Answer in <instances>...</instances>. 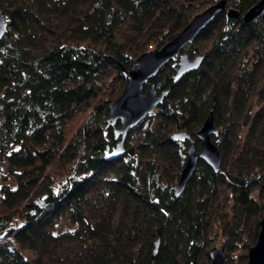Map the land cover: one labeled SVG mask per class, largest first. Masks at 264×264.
Returning <instances> with one entry per match:
<instances>
[{
    "label": "trees",
    "instance_id": "obj_1",
    "mask_svg": "<svg viewBox=\"0 0 264 264\" xmlns=\"http://www.w3.org/2000/svg\"><path fill=\"white\" fill-rule=\"evenodd\" d=\"M218 1L0 0V264H211L214 247L247 264L264 211V146L248 140L264 127V14L219 13L184 49L199 68L175 81V58L145 83L169 93L107 157L124 70ZM226 1L243 14L259 0ZM211 111L221 169L200 160L176 195L192 140L175 135L199 150Z\"/></svg>",
    "mask_w": 264,
    "mask_h": 264
},
{
    "label": "water",
    "instance_id": "obj_2",
    "mask_svg": "<svg viewBox=\"0 0 264 264\" xmlns=\"http://www.w3.org/2000/svg\"><path fill=\"white\" fill-rule=\"evenodd\" d=\"M223 11H227L228 15L233 18L241 16L242 20L248 23L264 14V0H259L243 14L234 8L228 9L226 0H219L203 11L196 13L189 24L163 47L143 53L136 59L129 71L124 70V74L127 76V84L121 95L111 105L107 118L108 125L115 126L119 122V126L115 128V138H120V140L114 150L111 153L108 152V158L119 156L123 153L128 131L162 105L169 93V90L158 93L154 84L145 91V83L154 78L165 64L175 58L178 59L175 81L186 73L198 69L204 59V55L190 58L188 53L184 52V49ZM7 29L8 22L4 11L0 7V39L5 35ZM217 133L218 129L211 111L196 133L201 140L199 150L187 132H180L175 135L176 138L192 140L188 150V158L180 173L178 182L174 185L176 195H180L185 189L200 160L204 161L215 171H220L222 165L221 149L213 141V135ZM209 255L211 264H227L224 249L214 247L210 250ZM247 264H264V211L257 241L248 252Z\"/></svg>",
    "mask_w": 264,
    "mask_h": 264
},
{
    "label": "rangeland",
    "instance_id": "obj_3",
    "mask_svg": "<svg viewBox=\"0 0 264 264\" xmlns=\"http://www.w3.org/2000/svg\"><path fill=\"white\" fill-rule=\"evenodd\" d=\"M212 5V4H211ZM210 6V5H209ZM200 11H203L205 8H207L206 4H202L200 6ZM263 78H264V72H263ZM253 111L252 113L254 114L258 109H259V103L257 101V99H254L253 101ZM241 134L243 136V138L245 139L248 136V126H245L242 131ZM248 140H250V142H252L253 146L259 145V146H264V127L260 126L259 129H257V133H255V136L253 135V137L249 136ZM254 154V151L252 150V152ZM252 154V155H253ZM232 203V202H231ZM3 243L8 244L9 246L12 247H17L19 248L15 242L13 241L12 238H6L3 240ZM244 250H240L239 252H237L234 255V258L236 259V261H238L240 254L243 253ZM22 253L24 254V256L29 257V258H33L35 256V253L32 250H23Z\"/></svg>",
    "mask_w": 264,
    "mask_h": 264
}]
</instances>
